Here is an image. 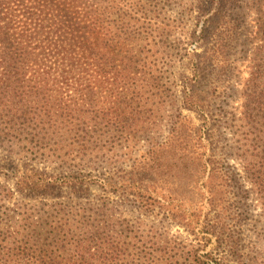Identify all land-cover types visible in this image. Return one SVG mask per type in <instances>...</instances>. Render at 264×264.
<instances>
[{"label": "trees", "instance_id": "trees-1", "mask_svg": "<svg viewBox=\"0 0 264 264\" xmlns=\"http://www.w3.org/2000/svg\"><path fill=\"white\" fill-rule=\"evenodd\" d=\"M245 1L262 13L263 0ZM156 3L155 0H0L2 143L19 142L30 150L47 147L54 141L57 153L67 142L78 144L76 150L87 155L90 173L86 175L92 182L87 191L90 192L91 184H100L105 191L122 193L126 196L124 202L142 201L150 187L133 181L139 169L135 162L129 170L121 168L124 170L120 176L118 166H104L108 173H102L97 166L105 155L95 153L94 146L99 143L96 138L109 136L121 140L129 131L124 118L112 121L111 126L95 123L90 130L80 126L62 134L57 132L51 117V100H60L58 105L62 108L67 102L63 100L67 86L79 87L84 80L117 84L122 79H137L141 70L132 64L138 62L133 48L150 45L153 37H163L167 26L163 15L174 9L172 5L167 10L162 3ZM234 7L221 0L192 3L191 17L196 19L194 13L198 12L207 21L202 25L199 16L197 29L187 34V48L194 49L186 62L189 73L183 75L182 108L195 113L201 110L210 131L197 126L191 114L183 117L182 108H177L170 116L175 127L166 136L170 149L184 145L193 154L191 166H183L182 171L197 182L187 188L189 195L178 201L173 194L165 196L164 215L171 224L181 220L200 241L201 248L185 252V248L175 251L169 244L161 246L158 229L142 226L135 232L130 228L121 230L106 212H115V207L110 208L109 203L105 206L101 201H75L72 196H63L68 191L60 188L53 195L59 201L45 203L42 208L37 206V210L20 204L17 209L20 212L0 209V264H247L241 254L236 259L229 256L231 252L233 256L239 254L238 237L219 212L221 200L206 190L208 180L220 176L232 186L226 188L233 195L232 211L249 212L246 198L251 192L243 191L240 173L226 163L227 158L239 157L245 178L253 185L252 192L257 194L264 210V54L257 59L251 73L252 84L247 87L250 94L243 111V128L241 125L232 130L234 137L226 140L220 128L217 134L212 130L217 124L205 118L213 113L221 115L219 103L229 102L226 95L216 92L227 82V68L223 64L231 51L229 41L234 22L229 10ZM219 39V48L208 45L214 46ZM164 45L165 41H158L154 48ZM199 49L204 52L198 53ZM208 85L215 86V93L206 91ZM177 101L174 98L170 106L175 108ZM165 107L162 102L161 107L153 104L149 117H159L155 113ZM114 125L116 131L111 129ZM100 128L106 131H98ZM93 170L101 174H92ZM52 181L23 173L16 189L26 188L27 192L38 194L45 189L41 194L47 196L53 190ZM7 188L6 184L0 185V204ZM236 220L242 218L238 216ZM46 227L48 232L43 234ZM222 248L227 251L225 254ZM260 261L264 263V259Z\"/></svg>", "mask_w": 264, "mask_h": 264}, {"label": "rangeland", "instance_id": "rangeland-1", "mask_svg": "<svg viewBox=\"0 0 264 264\" xmlns=\"http://www.w3.org/2000/svg\"><path fill=\"white\" fill-rule=\"evenodd\" d=\"M155 1L156 4L162 3L167 10L169 5H172L174 9L169 12L170 14L162 13L168 26L163 37H153L149 42L150 45L144 44L133 48L136 52L134 58L138 62L132 64L141 70L137 79H122L117 84L84 80L79 87L74 84L67 86L69 89L63 98L67 102L62 104V108L58 105L60 100H51V114H53L51 117L57 132L62 134L74 131L73 129L80 126L90 130L95 123L103 124L104 127L111 126L112 121L124 118L129 131L121 140L110 139L109 136L96 138L99 143L94 146L95 153H100L101 157L105 155L97 166L102 173H108L107 170H109L107 167L103 168L104 166L110 168L118 166L116 171L120 176L124 169L129 170L130 165L135 162L139 169L133 181L142 182L144 188L150 187L145 198L142 201L124 202L126 196L120 192L105 191L100 184H91L90 192L87 191L91 182L90 177L86 175L87 172L90 173L86 167L88 166L87 155L81 150H76L78 144L67 142L64 149L57 153L54 141H51L47 147L38 146L29 150L19 142L2 143L4 141L0 138V163L3 164L0 167V185L8 186L5 199L0 204L3 212L4 210L11 213L20 212L17 210L19 204L28 208L34 206L36 210L37 206L42 208L46 205L45 203L53 204L60 200L53 195L63 188L68 191L63 192L65 194L63 196H72L75 201L86 203L89 200L101 201L100 203L105 206L109 203L110 208L115 207V212L110 213L109 210L106 212L108 217L113 219L114 225L121 230L130 228L135 232L142 226L158 229V233H161V246L169 244L175 251L185 248V252L201 248L200 241L189 233L181 220L171 224V220L168 221L164 215L167 205L164 197L173 194L178 201L185 195H189L187 188L194 186L197 182V179L195 181L182 171L183 166H191L190 163L194 160L193 154L189 153V149H185L184 145L170 149L166 136L168 131L175 127L170 116L176 112L177 108L183 106V98H181L184 90L183 75L189 73L186 62L194 49L193 46L192 49L187 48L189 45L187 34L197 29L199 16L202 25L204 21H207L206 16L196 11L194 16L198 17L196 19L191 17L192 3L198 5L201 2L210 3L214 0ZM221 1L229 6L230 4L235 6L229 10L235 30L232 29L233 35L229 41L231 51L226 63L221 62L227 68V82L216 92L226 95L225 98L229 99V102L219 103L221 105L218 110H222L221 115L217 116L213 113L212 116L205 118L217 124L212 129L216 131V134L217 129L220 128L223 138L228 140L234 137L232 130L239 129L241 125L242 128L244 126L243 111L250 94L247 87L252 84L251 73L258 62L257 59L264 54V0L262 13L245 0ZM181 4L183 7H179ZM158 41H165L164 47L154 48ZM208 45L217 49L221 46L220 39L214 42V46ZM197 52L204 51L199 49ZM208 86L206 91L215 93V86ZM174 98L179 100L175 108L170 106ZM161 102L166 107L155 113L159 117H149L152 113L151 106L155 104L156 107H161ZM181 112L183 117H189L191 114L197 126H205L204 129L210 131L205 124L203 114L200 113L201 110L195 113L182 108ZM95 113H97L96 116H94ZM184 121H188V118ZM111 129L116 131L117 126L114 125ZM104 130L106 131V128H100L98 131ZM227 149L232 152L231 149ZM63 154H67L66 157H62ZM226 161L227 165L235 167L240 173V186L243 187V191L251 192L246 198L247 204L250 205L249 212L243 213L239 210L235 213L232 211L234 208L230 207L233 203L231 200L233 195L227 193L231 185L220 176L211 177L206 184L207 192L221 200L219 212L223 215L227 227L238 237L239 254L233 256L231 252L232 255L229 254V256L236 259L241 254L248 261L247 264H264L260 261L264 259L263 207L257 194L252 192L253 185L245 178L242 160L232 156ZM122 163H124L123 166H121ZM23 173L36 177L40 175L46 182L53 180V187H51L53 190H50L47 196L41 194L46 192L45 189L39 194L27 192L26 188L21 187L17 190L16 182L21 179ZM92 174L100 175L101 173L93 170ZM238 216L242 218L241 221L236 220ZM46 232H48L47 227L42 233ZM231 240L234 242L232 238ZM223 248L221 250L223 254L231 249L228 246L227 251H224Z\"/></svg>", "mask_w": 264, "mask_h": 264}]
</instances>
